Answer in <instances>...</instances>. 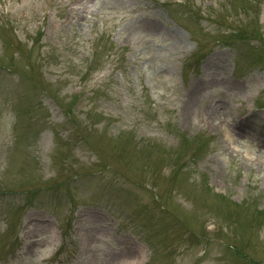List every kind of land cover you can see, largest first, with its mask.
<instances>
[{
  "label": "rangeland",
  "instance_id": "374dc122",
  "mask_svg": "<svg viewBox=\"0 0 264 264\" xmlns=\"http://www.w3.org/2000/svg\"><path fill=\"white\" fill-rule=\"evenodd\" d=\"M258 150L264 0H0V264H264Z\"/></svg>",
  "mask_w": 264,
  "mask_h": 264
},
{
  "label": "bare ground",
  "instance_id": "6f19581e",
  "mask_svg": "<svg viewBox=\"0 0 264 264\" xmlns=\"http://www.w3.org/2000/svg\"><path fill=\"white\" fill-rule=\"evenodd\" d=\"M239 88H240L239 86L238 87H235V86L232 85V90H234V91H238ZM197 95L198 94L193 95L191 97H188L187 99H189V100L187 102L188 103L187 105H194V102H195V100L197 98ZM210 115H211L210 118L211 117H214V116L217 115V112H213ZM238 129H243V127H240L239 126ZM244 130H245V128H244ZM234 140L236 142V139H233V141ZM247 161L250 163V159H248ZM254 162L255 163H253V164L250 163V165L249 164L248 165L250 167H255L256 170L259 172V174L262 175V179H261L262 181L261 182H262V187L264 188V154H263V152L261 150L256 151L255 158H254ZM131 256H132V259H135V260L139 256L138 253H137V251H135V249L133 247H129L127 251H125L123 254H120L118 256H114V257H111L109 259L105 258L107 260H104V261L107 262V264L108 263H111L113 261H116L117 264H128V259Z\"/></svg>",
  "mask_w": 264,
  "mask_h": 264
}]
</instances>
